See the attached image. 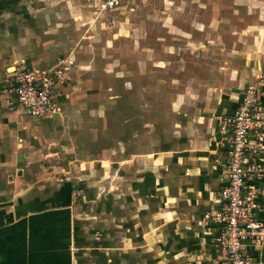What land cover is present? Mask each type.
Instances as JSON below:
<instances>
[{
	"label": "rangeland",
	"instance_id": "1",
	"mask_svg": "<svg viewBox=\"0 0 264 264\" xmlns=\"http://www.w3.org/2000/svg\"><path fill=\"white\" fill-rule=\"evenodd\" d=\"M104 1L0 0V71L4 74L1 79L7 84L1 88L14 96L11 91L13 80L9 76L13 65L19 62L10 61L24 58L26 61L22 63L28 67L47 68L51 73L53 90L50 111L33 115L23 110L15 96L14 102L21 113L27 115L30 127L26 126L28 131L31 130L34 146L42 147L39 138L48 130L51 135L54 134L55 125L50 122L51 118L59 122L61 126L58 129L68 137L66 139L63 135V150L66 149L63 156L39 160L46 167L58 165L59 170H45L46 176L39 174L40 170L30 169L31 165L25 168V176L17 170H0V201L8 200L3 186L14 180L31 184L39 177L46 178L54 185L52 189L60 183H65L64 188L69 189L68 182L76 181L78 188L73 187L71 192L63 191L72 204L63 209L80 222L76 221L78 229L74 228L80 235L74 248V252L79 251L74 256L76 264L81 262L76 258L81 255L93 258L90 264H102L109 258L112 264H186L184 255L177 251L183 245L182 241L179 246L161 245L152 258L141 256L138 249L134 252L138 238L127 239L124 243V232L116 230L119 223L115 220L109 236L105 239L97 235L94 237V233L102 228H93L83 218L92 215L102 219L100 205L89 204L100 200L109 189L113 193L115 179L118 181L119 178L117 163H110L118 162L119 157L103 161L104 158L99 155L102 147L109 143L102 140L104 137L112 138L109 148L117 151V125L122 120L119 118L122 102L127 104L126 119L133 121L147 112L152 105L151 96L156 98V103L162 104L169 95L173 99L177 96L175 89L186 92L179 95L180 99L192 97L197 88L193 86L196 81L193 73L189 74L194 59L206 56L208 59L201 64L202 68L210 72L217 70L218 74L222 72V77L224 71L246 67L248 63L240 61L232 64L229 58L241 52L248 54L249 58L253 53L257 57V53L264 50V0H123L113 9L106 8ZM232 2L244 10L238 8L232 15ZM203 21H207L208 28L212 29L208 32L214 34L216 43L210 41L203 46L187 44L186 40L194 38L193 31L188 30L190 23L204 28L199 25ZM152 59H160L156 65L159 71L154 74L150 72ZM59 60L64 62L58 64ZM59 65L64 67L63 76L54 73ZM141 73L145 78L141 77ZM201 81L208 84L215 82L214 79H201L197 85ZM170 87L173 95L165 91ZM104 121L108 123L106 128H103ZM71 130H74L73 136H70ZM86 139L93 144V154L89 153L91 156L84 159L78 154L84 153L81 140ZM66 143L68 149L65 148ZM72 143L74 146H71ZM59 144L56 146L61 149ZM53 150L50 148L49 151ZM90 159L91 164L87 162ZM34 161L37 166L38 160ZM107 165H111L110 172H104ZM81 167L86 169L81 170ZM31 190L38 192L37 186ZM32 211H35L34 208ZM92 219L97 221L96 217ZM102 243L106 247L103 248ZM108 247L115 251L104 255L102 252ZM81 248L90 250H78ZM190 261L194 262V259Z\"/></svg>",
	"mask_w": 264,
	"mask_h": 264
},
{
	"label": "crops",
	"instance_id": "2",
	"mask_svg": "<svg viewBox=\"0 0 264 264\" xmlns=\"http://www.w3.org/2000/svg\"><path fill=\"white\" fill-rule=\"evenodd\" d=\"M230 6L232 15L238 8L243 9L233 2ZM200 24L204 28H197L196 23H190L188 30L193 31L194 38L186 40L187 44L203 46L216 41L213 40L214 34L208 32L212 29L208 28L207 21ZM202 58L200 56L193 60L195 64L189 72L193 73L196 80L193 86L197 87L192 97L184 96L180 99L179 95L186 92L181 93L175 89L174 94L177 96L173 99L169 95L162 104L156 103V98L151 96L152 105L147 112L133 121L125 117L127 104H120L119 118L122 120L117 125L118 149L115 151V148H109L112 138L104 137L102 141L109 143L99 152L103 161L119 157L118 162L110 161L111 165L117 163L116 169L119 172L118 181L115 179V191L111 193L112 189H109L100 200L89 204L100 205L101 220L95 216V222L92 215L83 218L93 228H102L94 233V237L97 235L105 239L109 236L115 220L119 223L116 230L124 232V243H127V239L138 238L134 252L138 249L141 256L152 258L161 245L179 246L182 241L183 245L177 251L184 255L186 264H224L226 255L215 242L218 226L211 221H201V218L204 213L219 208V194L227 183L222 162L229 134L222 127L221 119L234 112L243 88L254 80L255 74L261 72L260 69H264V50L258 52L257 57L253 53L251 58L243 52L232 55L229 58L232 64L240 61L248 64L246 67L238 66L228 72L224 71L223 77L221 71L218 74L217 70L210 72L202 68L201 64L208 59L206 56ZM17 61L24 63L26 60L15 59L10 63ZM159 62L160 59L151 60L152 74L159 71L156 68ZM1 77H4L2 71ZM141 77L145 78L143 73ZM201 79H214L215 82L208 84L207 81H201L198 86L197 82ZM0 81V170H17V173L24 175L25 168L31 165L30 169L40 170L38 173L45 176V170H59L58 165L46 167L39 161L43 158H60L66 153V149L63 150V135L66 139L68 137L58 129L59 122L51 118L50 122L55 125L54 134L51 135L47 129L39 138L42 147L34 146L31 130L28 131L26 126H29L27 115L22 114L14 102L15 95L1 88L7 85L6 82L3 79ZM165 91L173 95L171 87ZM106 123L104 121L103 128L108 126ZM70 132V136H73L74 130ZM81 141L84 143V153L78 156L86 159L91 156L89 153L93 154V144L88 139ZM57 143H60L61 149L57 148ZM67 143L65 148L68 149ZM50 148L54 149L53 152L49 151ZM34 160H38L37 166L33 164ZM91 161L87 162L91 164ZM111 165H107L104 172H110ZM85 169L81 167V170ZM257 183L261 193L258 196L256 215L264 221V180ZM64 184L60 183L52 189L54 185L48 183L46 178L39 177L38 181L31 184L14 180L3 186L8 200L0 201V264H76L74 256L79 251L74 252V248L80 235L74 228L79 220H74L76 218L63 209L72 206L70 198L63 191L71 192L73 187L78 188V184L69 181V189L64 188ZM33 186H37V193L31 190ZM106 245L109 246V242ZM102 246L106 247L103 243ZM84 249L90 250H78ZM112 250L115 251L108 247L102 253L108 255ZM244 253L252 262L255 261L254 264H259V261L264 264V245L247 247ZM76 258L81 260L79 264H90L93 260L90 256L82 255ZM193 259L194 262H191ZM101 263L112 264V259Z\"/></svg>",
	"mask_w": 264,
	"mask_h": 264
},
{
	"label": "built area",
	"instance_id": "3",
	"mask_svg": "<svg viewBox=\"0 0 264 264\" xmlns=\"http://www.w3.org/2000/svg\"><path fill=\"white\" fill-rule=\"evenodd\" d=\"M122 1L105 0L104 6L113 9ZM12 69L11 91L23 110L33 115L49 112L53 90L47 68L19 62ZM63 69L59 65L54 73L63 76ZM242 91L234 112L221 119L229 136L222 162L227 183L219 194V208L201 218L218 226L215 242L226 255L224 264H252L245 249L264 245V221L256 215L261 193L257 182L264 180V71Z\"/></svg>",
	"mask_w": 264,
	"mask_h": 264
}]
</instances>
